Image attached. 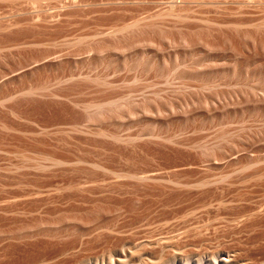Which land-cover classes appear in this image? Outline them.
Segmentation results:
<instances>
[{
  "label": "rangeland",
  "instance_id": "rangeland-1",
  "mask_svg": "<svg viewBox=\"0 0 264 264\" xmlns=\"http://www.w3.org/2000/svg\"><path fill=\"white\" fill-rule=\"evenodd\" d=\"M264 264V0H0V264Z\"/></svg>",
  "mask_w": 264,
  "mask_h": 264
},
{
  "label": "bare ground",
  "instance_id": "bare-ground-1",
  "mask_svg": "<svg viewBox=\"0 0 264 264\" xmlns=\"http://www.w3.org/2000/svg\"><path fill=\"white\" fill-rule=\"evenodd\" d=\"M224 263V262H223ZM224 264H227V263H224Z\"/></svg>",
  "mask_w": 264,
  "mask_h": 264
}]
</instances>
